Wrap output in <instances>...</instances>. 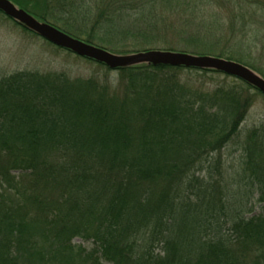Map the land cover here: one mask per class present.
Wrapping results in <instances>:
<instances>
[{
    "label": "trees",
    "instance_id": "trees-1",
    "mask_svg": "<svg viewBox=\"0 0 264 264\" xmlns=\"http://www.w3.org/2000/svg\"><path fill=\"white\" fill-rule=\"evenodd\" d=\"M9 1L116 55L213 57L264 79L247 50L263 0ZM85 61L102 74L0 80V264H264V124L239 142L258 214L221 171L259 91L211 69Z\"/></svg>",
    "mask_w": 264,
    "mask_h": 264
},
{
    "label": "rangeland",
    "instance_id": "rangeland-1",
    "mask_svg": "<svg viewBox=\"0 0 264 264\" xmlns=\"http://www.w3.org/2000/svg\"><path fill=\"white\" fill-rule=\"evenodd\" d=\"M33 18L44 23L36 17ZM255 28L257 29V27ZM247 50L252 60H255V67L264 71V26L256 37L248 34ZM249 70L255 76L262 78L251 69ZM21 71L37 73L42 77L49 74L64 73L73 79H87L102 74L96 64L89 63L85 61V58L51 44L0 12V80ZM247 90V94L252 96L251 107L241 126L240 139L232 141L222 150L223 166L221 171L224 174L225 182H228L230 186V190L239 189L238 191H241L243 199L239 203L240 206L243 205L247 211L253 210L248 214L250 217L259 213V207L249 193L251 190L244 187L245 184L240 182V175H243L241 173V163L243 162L241 156L243 154L239 142H242L240 140L248 131L264 124V95L252 89ZM212 173L216 174L214 170ZM238 209H240L239 206ZM73 243L88 251L94 247L91 242L80 238L75 239Z\"/></svg>",
    "mask_w": 264,
    "mask_h": 264
},
{
    "label": "water",
    "instance_id": "water-1",
    "mask_svg": "<svg viewBox=\"0 0 264 264\" xmlns=\"http://www.w3.org/2000/svg\"><path fill=\"white\" fill-rule=\"evenodd\" d=\"M0 12L51 44L68 50L79 57L103 64L111 70L141 64L187 69H211L241 80L264 95V79L255 76L244 65L233 61L167 51H147L129 55H116L73 38L47 23L35 20L9 0H0Z\"/></svg>",
    "mask_w": 264,
    "mask_h": 264
}]
</instances>
